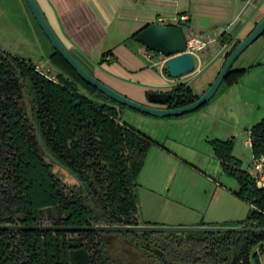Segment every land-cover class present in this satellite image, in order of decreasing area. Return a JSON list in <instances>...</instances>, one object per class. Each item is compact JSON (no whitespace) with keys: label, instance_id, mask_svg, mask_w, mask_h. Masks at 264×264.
Segmentation results:
<instances>
[{"label":"trees","instance_id":"obj_1","mask_svg":"<svg viewBox=\"0 0 264 264\" xmlns=\"http://www.w3.org/2000/svg\"><path fill=\"white\" fill-rule=\"evenodd\" d=\"M217 41L223 46L232 39L221 35ZM239 42L233 41L226 56ZM47 58L59 70L55 76L0 49V225H43L45 212L55 226L141 225L137 177L154 141L121 122L115 106H123L86 84L53 49ZM246 70L230 69L217 93ZM163 72L169 77L166 68ZM170 91L182 94V103L172 96L168 108L198 98L185 84ZM249 140L252 158L264 157V117L250 127ZM209 145L222 172L238 184L235 194L249 205L234 226L264 228V186L235 157L234 138L213 139ZM54 164L76 184L64 183ZM117 234L141 249L138 238L153 235L0 230V264H117L105 241L106 235ZM171 239L193 247L196 259L159 258L156 264H261L253 248L264 245V232L187 234L183 239L174 234Z\"/></svg>","mask_w":264,"mask_h":264},{"label":"crops","instance_id":"obj_2","mask_svg":"<svg viewBox=\"0 0 264 264\" xmlns=\"http://www.w3.org/2000/svg\"><path fill=\"white\" fill-rule=\"evenodd\" d=\"M36 2L55 35L88 73L116 92L142 104L148 103L147 93L169 91L172 88L170 77L150 66V62L144 56L145 48L132 38V35L142 27L150 23L179 26L185 24L189 30L204 34L208 38H219L223 35V39H232L229 44L223 46L217 41L205 51V54H210L208 65L203 73L191 80L188 85L195 95L200 96L216 77L223 64L224 53L230 49L233 41L242 40L264 17V0H36ZM180 15L187 18L184 24L175 20ZM32 32L38 39L36 44L41 42L38 31L34 28ZM255 42H258V45L254 56L242 60L239 65L231 68L247 69L237 82L216 92V96L209 104L197 111L161 119L170 124V130L173 131H167L163 142L154 149L153 163L148 169V176L140 181V185H145L148 192L139 196L136 193L138 219L141 225H157L158 214L163 207L166 208V202L161 200L168 198V195L177 194L176 189L161 185L160 178L173 180L182 166H191L197 173L204 174L202 169L205 170V167L198 166L202 163L199 154L201 150H194L195 146L201 149H205L206 146L210 148V140L234 138V151L242 139L244 145L250 147L249 129L264 115V38L260 37ZM28 43L30 44V41ZM52 49L49 44L48 49L45 48L46 54ZM38 53L41 54L40 49ZM105 53L107 55L103 58ZM25 59L32 62L29 58ZM238 60L239 57L235 62ZM41 62L33 63L36 67L38 65L48 67V63L40 64ZM46 70L51 72V76L57 74L52 73L50 67ZM194 82L199 83V91L194 89ZM115 107L120 110L121 122L122 115L135 114ZM170 132L172 137L168 136ZM175 141H180L191 151H196L195 158L186 160L180 156L174 148ZM234 155L242 161L239 155L236 153ZM253 160L251 154L248 164L251 165ZM216 193L217 195L221 193L218 184L213 191V194ZM177 196L189 197L184 193ZM224 211L218 206L211 214L208 224L228 219L231 222L241 220L228 218V213ZM199 225L207 223L201 222Z\"/></svg>","mask_w":264,"mask_h":264},{"label":"rangeland","instance_id":"obj_3","mask_svg":"<svg viewBox=\"0 0 264 264\" xmlns=\"http://www.w3.org/2000/svg\"><path fill=\"white\" fill-rule=\"evenodd\" d=\"M37 30L41 42L36 44L35 35L33 34V29ZM39 29V30H38ZM30 41V44L28 43ZM258 42H253L240 56L238 62H234L232 67L239 65L242 60L246 58H251L254 56ZM45 46V47H44ZM49 47L48 41L43 36L42 31L35 22L30 10L28 9L24 0H0V49L16 54L21 57L29 58L32 62L42 61L40 64L48 63L53 72L58 73L59 70L53 66L47 59V54L45 48ZM38 49L41 50V54L38 53ZM210 54H205L203 57L202 66H205L204 70L208 65V57ZM237 61V60H236ZM44 66L38 65L37 69L44 73L50 75ZM203 70V71H204ZM203 73V72H202ZM185 79L179 80L183 81ZM199 83L194 82V89L199 91ZM122 111H132L133 116L128 114L122 115V121L133 127L134 129L140 131L141 133L148 136L154 141L148 151L146 158L144 159V164L140 170L137 177V188L136 193L139 196L141 193H148L145 185H140L143 177H147L148 169L153 163V153L154 149L163 142L164 136H167V131L169 132L171 125L163 122L164 118H155L140 112L130 110L129 108L123 106ZM135 115V116H134ZM176 117V116H172ZM264 117V115H262ZM261 117V118H262ZM260 118V119H261ZM259 119V120H260ZM257 122V121H256ZM255 122V123H256ZM254 123V124H255ZM170 131H173L171 129ZM169 137H172V132L169 133ZM168 142V141H166ZM244 140L238 142L234 154L240 156L243 161V169L250 171V165L248 164L250 160V147L244 145ZM172 144V142H170ZM176 145L174 148L177 150L180 156L186 158V160H193L197 155L196 151H191V149L185 146L180 141H175ZM201 150L199 153L201 155L202 163H200L199 168L202 169L204 174H199L191 166H182L175 175L173 180L168 178H160V182L164 187H169L171 189H176L177 194L168 195V198H163L162 202H166V208L163 207L160 214H158L157 225L154 226H165V227H213V224H224L218 227H229V228H239L235 225V222H231L229 219L218 223H211V214L214 213L215 209L219 206L225 213H228V218H240L244 219L248 213L249 205L242 201L235 193L238 191V184L236 181L230 177L223 174L219 168V164L211 152L209 146L205 149L201 147H194V150ZM186 165V164H184ZM202 166V167H201ZM53 171L56 172L58 177L66 184L73 185L76 181L67 173L66 170L58 165H53ZM221 177V178H220ZM149 179V178H148ZM147 182V181H146ZM218 184L219 189H221L220 195L213 194V191ZM180 193L187 194L188 198H180L177 196ZM172 208V209H171ZM228 221V223H225ZM52 220L48 217L45 212L43 218L41 219V224L51 225ZM201 222L207 223V225H199ZM230 224V225H227ZM101 225V224H99ZM154 240L161 245L166 247L170 252L171 256L177 260H194L197 256V251L190 247L189 245H175L171 243V235H181L184 236L187 233H153ZM197 235L196 233H188ZM105 241L110 246V253L112 258L116 259L117 264H156L158 259L154 257L150 252L145 251L125 243V239L120 235H116L114 239L105 238ZM254 252L259 254L261 264H264V245L256 246L253 248Z\"/></svg>","mask_w":264,"mask_h":264},{"label":"water","instance_id":"obj_4","mask_svg":"<svg viewBox=\"0 0 264 264\" xmlns=\"http://www.w3.org/2000/svg\"><path fill=\"white\" fill-rule=\"evenodd\" d=\"M30 10L35 22L42 31L44 37L59 54L64 61L76 72V74L89 86L93 87L112 101L121 106H125L134 111L146 114L155 118H165L172 116H181L191 113L196 109L209 102L218 91L227 72L232 68L233 63L238 57L258 38L264 34V17H262L250 30V32L230 51L228 56L224 53V63L218 71L216 77L209 87L193 102L175 108H168L172 96L177 103H182V94L169 91H151L147 93V104L138 103L128 97L116 92L104 83L97 80L88 73L68 52L66 47L55 35L48 24L44 14L40 10L36 0H24ZM133 40L142 45L146 50L161 54L168 58L165 68L172 79H178L194 69V60L192 56L185 52L186 43L184 33L181 27L171 24L150 23L142 27L133 37ZM0 230L21 231V230H38V231H96L107 233L132 232L142 233H231V232H264V228H229V227H165L154 225L138 226H108L89 225V226H55V225H0Z\"/></svg>","mask_w":264,"mask_h":264},{"label":"built area","instance_id":"obj_5","mask_svg":"<svg viewBox=\"0 0 264 264\" xmlns=\"http://www.w3.org/2000/svg\"><path fill=\"white\" fill-rule=\"evenodd\" d=\"M163 21V19H160ZM178 22H184L187 20L185 15H180L177 19ZM179 26V25H177ZM182 28L186 43L185 52L189 53L194 60V69L191 73L180 77L178 79L170 78L171 86L178 84L189 85L190 81L198 77L204 70L205 66H202V61L205 51L210 47V45L215 44L218 37H206L204 34L195 33L185 27V24L179 26ZM144 56L150 62L151 67L157 68L161 73H164L165 63L168 60L167 57L156 54L154 52L145 49ZM185 79L183 81H179ZM249 173L253 176L258 186H264V157L259 159H254L250 165Z\"/></svg>","mask_w":264,"mask_h":264},{"label":"flooded vegetation","instance_id":"obj_6","mask_svg":"<svg viewBox=\"0 0 264 264\" xmlns=\"http://www.w3.org/2000/svg\"><path fill=\"white\" fill-rule=\"evenodd\" d=\"M188 234V233H187ZM187 234L184 236L178 235V237L180 238H185L187 237ZM116 235H106L105 238H110V239H114ZM154 234L150 237H144V238H138L140 240L143 241V249H145V251L150 252L154 257H156L157 259L159 258H166L167 260H177L176 258H174L173 256H171L170 252L166 249V247H162L161 245H159L153 238ZM171 239V237H170ZM131 239H125V243H129L130 245H133V243L130 241ZM171 243L177 245L173 239H171Z\"/></svg>","mask_w":264,"mask_h":264}]
</instances>
